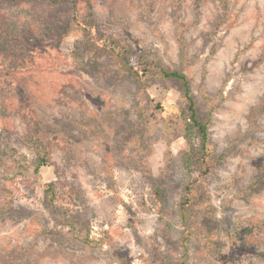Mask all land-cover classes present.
Wrapping results in <instances>:
<instances>
[{
    "label": "rangeland",
    "instance_id": "1",
    "mask_svg": "<svg viewBox=\"0 0 264 264\" xmlns=\"http://www.w3.org/2000/svg\"><path fill=\"white\" fill-rule=\"evenodd\" d=\"M90 14L38 48L19 76L29 99L0 83V264H264V0H94ZM159 68L187 76L208 125L204 185L183 87Z\"/></svg>",
    "mask_w": 264,
    "mask_h": 264
},
{
    "label": "trees",
    "instance_id": "2",
    "mask_svg": "<svg viewBox=\"0 0 264 264\" xmlns=\"http://www.w3.org/2000/svg\"><path fill=\"white\" fill-rule=\"evenodd\" d=\"M94 0H0V83L16 84L17 93L29 99L20 86L19 76L26 68L36 64V53L42 46L57 47L70 33V29L75 24L78 27L90 29L91 7ZM37 6H42L36 10ZM29 10L28 18L20 13L13 12V9ZM40 8V7H39ZM81 11L84 13H81ZM34 12L36 14H34ZM86 12V13H85ZM82 14V15H81ZM80 15V17H79ZM80 19H79V18ZM112 45V44H111ZM120 62L126 60V53L119 52L118 47H108ZM133 70V68H130ZM138 72V71H137ZM165 79L177 80L183 87V95L187 101V107L181 110V116L190 120L197 130L202 142L201 157V177L196 182L205 183L206 177L211 173L213 163L210 161V154L206 144L209 141L208 125L199 119L197 104L192 96L189 80L184 73L179 71H167L164 68L158 69ZM142 73L146 74L145 69ZM40 150V149H39ZM191 155V154H190ZM199 160V154L186 160V167L191 168L195 161ZM50 162L48 152L44 151L37 159L38 169L49 167ZM260 168V165H258ZM196 184L186 188L185 206L190 205L197 198ZM47 187V194L54 200L52 184ZM258 228L252 225L248 230Z\"/></svg>",
    "mask_w": 264,
    "mask_h": 264
}]
</instances>
